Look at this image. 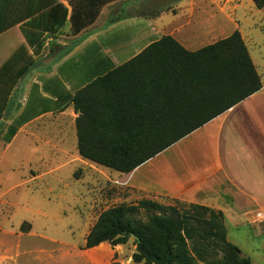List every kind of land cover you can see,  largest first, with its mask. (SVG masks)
Here are the masks:
<instances>
[{"label": "crops", "instance_id": "obj_1", "mask_svg": "<svg viewBox=\"0 0 264 264\" xmlns=\"http://www.w3.org/2000/svg\"><path fill=\"white\" fill-rule=\"evenodd\" d=\"M57 4L68 11L59 29L50 16ZM176 10L175 28L161 20L166 11L160 14V22L132 17L139 31L105 48L95 43L99 30L87 32L89 27L72 34V7L67 1L0 0V70L6 63L12 65L2 84L6 86V77L13 78L26 67L0 118V168L8 154L20 148L34 158L69 161V156L78 153L75 93L161 37L170 35L189 51L216 42L202 43L203 36L189 29L193 37L185 39L188 30L180 28V4ZM259 11L257 26L264 37V9ZM2 88L3 98L7 90ZM112 176L128 191L122 200L126 204L148 199L164 205L206 206L224 214L227 232L255 218L264 219V82L258 92L131 173L114 171Z\"/></svg>", "mask_w": 264, "mask_h": 264}, {"label": "trees", "instance_id": "obj_2", "mask_svg": "<svg viewBox=\"0 0 264 264\" xmlns=\"http://www.w3.org/2000/svg\"><path fill=\"white\" fill-rule=\"evenodd\" d=\"M60 1L72 7L71 31L76 36L97 21L105 6L119 0ZM252 1L264 9V0ZM166 10L140 14L130 8L126 16L157 17ZM67 14L62 4L50 10L57 29ZM10 66L6 63L0 70V87L7 90L6 96L0 95V118L16 80L26 70L6 77L5 86L3 76L9 75ZM261 88V77L238 30L196 51L165 35L75 93L78 153L84 160L129 174ZM21 231L26 232L24 226ZM131 234L141 240H134L135 263L252 264L228 240L221 211L148 199L103 211L84 248L124 245Z\"/></svg>", "mask_w": 264, "mask_h": 264}, {"label": "rangeland", "instance_id": "obj_3", "mask_svg": "<svg viewBox=\"0 0 264 264\" xmlns=\"http://www.w3.org/2000/svg\"><path fill=\"white\" fill-rule=\"evenodd\" d=\"M178 4L180 28L199 32L205 39L202 43L218 41L238 30L264 82V37L257 26L260 11L252 0H119L105 6L87 32L99 30L94 34L98 37L95 43L105 48L136 34L140 26L126 16L130 8L131 12L151 14L167 7L161 20L175 28ZM159 16L138 19L160 22ZM189 30L183 34L185 39L193 37ZM8 155L0 168V264H145L132 260L136 250L133 237L124 245L103 243L93 250L84 248L99 215L126 204L122 200L129 193L123 190V182L113 178L114 171L84 160L79 153L69 156V161L54 162L34 158L22 148ZM22 226L26 232L21 231ZM228 240L252 264H264V219L229 228Z\"/></svg>", "mask_w": 264, "mask_h": 264}, {"label": "water", "instance_id": "obj_4", "mask_svg": "<svg viewBox=\"0 0 264 264\" xmlns=\"http://www.w3.org/2000/svg\"><path fill=\"white\" fill-rule=\"evenodd\" d=\"M131 237H133L137 241V243H140L141 242L140 238L137 237L136 235L131 234Z\"/></svg>", "mask_w": 264, "mask_h": 264}, {"label": "built area", "instance_id": "obj_5", "mask_svg": "<svg viewBox=\"0 0 264 264\" xmlns=\"http://www.w3.org/2000/svg\"><path fill=\"white\" fill-rule=\"evenodd\" d=\"M257 216L261 218V214H257Z\"/></svg>", "mask_w": 264, "mask_h": 264}]
</instances>
